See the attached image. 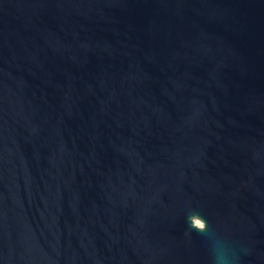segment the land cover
<instances>
[{
	"label": "water",
	"instance_id": "water-1",
	"mask_svg": "<svg viewBox=\"0 0 264 264\" xmlns=\"http://www.w3.org/2000/svg\"><path fill=\"white\" fill-rule=\"evenodd\" d=\"M0 264H264V0H0Z\"/></svg>",
	"mask_w": 264,
	"mask_h": 264
},
{
	"label": "rangeland",
	"instance_id": "rangeland-1",
	"mask_svg": "<svg viewBox=\"0 0 264 264\" xmlns=\"http://www.w3.org/2000/svg\"><path fill=\"white\" fill-rule=\"evenodd\" d=\"M198 224H201V222L199 220L196 221Z\"/></svg>",
	"mask_w": 264,
	"mask_h": 264
}]
</instances>
